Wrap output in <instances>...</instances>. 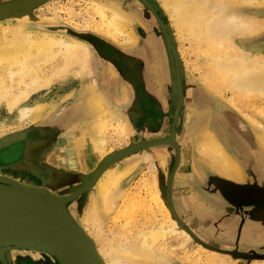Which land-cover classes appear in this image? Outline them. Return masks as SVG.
<instances>
[{
	"label": "rangeland",
	"instance_id": "374dc122",
	"mask_svg": "<svg viewBox=\"0 0 264 264\" xmlns=\"http://www.w3.org/2000/svg\"><path fill=\"white\" fill-rule=\"evenodd\" d=\"M10 1L16 0H0V4ZM94 2L96 4L97 2H100V4L113 3L112 5L114 7L129 16L131 22L127 24L125 32L126 34L129 33L132 38L128 36L126 38L128 40H126L121 35L119 37L120 39L114 41L106 35L94 32L92 29L86 30L84 28L85 25L92 24L93 20H91L90 16L85 15V9L90 4H95ZM258 8L251 7L248 10L258 12L257 18L264 19V7H260V10ZM67 11H72L75 16L70 17ZM247 12L245 10L246 14H248ZM154 15L158 17L164 29L167 30L168 50L182 78L209 96L213 101L217 111V114L214 115L216 117L213 120L214 126H220L222 116L226 117L229 115L232 131L238 134L241 133L240 135L246 140L248 147L253 150V153L258 155V175L264 178V145L257 138L259 134L264 136V97H260L259 95V98L256 94L245 95L244 93H239L240 97L238 92H232L219 79L218 82L220 84L217 83L215 92H211L205 88L201 84V80L204 74L206 76L207 74L210 75L208 70V56L205 50L202 49L201 53L195 47L196 44L190 41V39H188L189 41L187 39L185 41V38L177 36L169 14L161 7L158 0H49L29 10L20 11L0 18V30L8 25H18V23H21L25 30L34 31L36 34L45 32L55 37H62L67 41L73 40L82 43L88 47L91 53V66L88 69L90 72L85 71L80 77L70 74L63 78L53 79L43 89L32 94L26 102L18 105L9 112L6 104L2 101L0 102V154L12 149L10 152L14 155L12 158H8L10 160L7 158L0 160V175L11 177L20 184L23 183L25 186H27L26 184H32L37 186V189H42L62 199L79 189L87 187L76 198L71 200V203L68 202L67 204L74 205L77 203L76 205L78 207L82 206L81 209H78V216L80 215L78 217V223L80 224L82 222L79 226L81 228L83 227V232H86L85 234L97 238V246L98 248H102V252L107 244L114 245V242L121 235L119 233V226L127 225L128 219H130L131 227H134L136 230L152 226L158 227L159 224L162 225V228L167 229L171 227L166 222L163 214L161 215L154 207V204L151 205L150 196L147 192L148 190H146L147 188L140 186L141 180L148 177L150 168L153 167L152 171L156 176L159 196L163 200V204L166 202L162 196V183L159 181V175L162 174V166L157 162L149 158L140 157L141 155L139 154L141 153L137 154L140 158L139 160H129L130 162L128 164L131 165L130 168L132 167V169L122 179L119 185V189L123 191V194L115 201L113 206L114 210L112 209L110 215L101 216L103 221L98 231L94 229L95 227L91 223L85 224L84 214L86 213L90 200H86V196L93 187L90 180L93 171L98 168L100 163L94 167L93 171L84 173V171L82 172L76 166H64L60 162L64 144L65 146L73 144L74 139H77L84 133L93 124L92 122L100 117H105L104 115L108 116L109 113L121 120L123 127L125 126V137L122 138L117 129L120 123L116 122V120L111 121L112 127L106 132L108 142L105 152L110 151L113 153L134 144L132 143V139L134 138L133 129L126 116V110H128V107L130 108L132 103L133 90L124 80V77L121 76L123 74H120L119 68L111 63L109 55L102 50V47H106L117 53L130 54V50L136 47L141 41L138 31L157 32L160 34L162 29L159 27ZM234 44L240 49L242 48L244 51L250 52L251 55H264V31L259 35L256 34L249 38L235 37ZM56 62L49 67L59 66V61L56 60ZM49 67L45 69L47 74L51 71ZM103 73H111V78L114 81L116 80L115 86H113L114 84L111 85V89L114 88L112 90L113 94L111 93L113 99L110 98L111 96H105V94H110V89H106L104 85V80L102 79ZM93 95L99 98L100 101H105L106 109L102 111L93 110L92 106L95 100L92 97ZM123 95L124 99H122ZM36 105L41 107L36 119L32 120L34 116L30 121L19 119V109ZM86 107L89 108V113L91 114L86 119H83L81 117L85 115ZM198 116L197 113L188 110L184 121L186 124H184V133L190 139L191 147L198 153V159L203 160L205 157L200 153L202 151L201 146L204 144L203 134L208 132V130H213V128L211 124L208 125L207 131H205V126L199 128L202 122L198 123L199 119H201ZM215 120L219 122H215ZM210 134L215 137L222 148H227L224 142L225 134L223 132L214 131L212 133L210 132ZM77 152L79 153L78 150L75 152L73 149V157L75 159H78ZM207 161L209 163V160ZM116 166L118 169H122V167H125V163L118 161ZM212 173L218 174L215 170H212ZM132 193L133 197L139 195L144 199L150 208L146 209V207L136 206L129 210L127 215H119V210H123L122 208L125 204L124 199L126 201L131 199ZM255 195L258 196V194ZM175 223L177 225V233L183 231L188 238L186 237L187 241H185L179 234L167 235V240L162 245V250L156 253L157 257L164 260L165 263L162 264H206V254L209 253L225 256L229 260L228 262L217 260L213 264H240L230 255L212 250L200 242H195L191 232L181 227L179 222ZM102 240L103 242H101ZM4 257L6 264H58L54 257L42 251L26 250L25 252H21L17 249H10ZM257 261L247 262L245 264H264V261ZM0 264L2 263L0 262Z\"/></svg>",
	"mask_w": 264,
	"mask_h": 264
},
{
	"label": "bare ground",
	"instance_id": "6f19581e",
	"mask_svg": "<svg viewBox=\"0 0 264 264\" xmlns=\"http://www.w3.org/2000/svg\"><path fill=\"white\" fill-rule=\"evenodd\" d=\"M158 1L166 13L169 14L177 36L185 38V41L186 39L187 41L190 39V41L196 44L195 47L199 51L202 49L205 50L208 56V70L210 73L207 76L204 74L201 80V84L205 88L211 92H215L219 79L232 92H238V94L244 93L245 95L256 94L258 97L259 95L260 97H264V55H251L250 52L244 51L234 44L235 37L249 38L256 34L259 35L264 31V19L257 18L258 12L248 10L251 7H264V0ZM112 4H100V2L90 4L85 9V15L90 16L93 21L92 24L85 25L84 28L86 30L92 29L94 32L106 35L114 41L120 39L119 37L121 35L126 39L130 36L129 33L126 34L125 30L127 24L131 22V19ZM245 10L248 11V14L245 13ZM67 14L70 17L75 16L72 11H67ZM130 37L132 38V36ZM56 60L59 61L60 65L58 64L59 66L50 68L49 66H52ZM90 62L91 53L88 47L82 43L73 40L67 41L62 37H55L45 32L36 34L34 31L25 30L21 23H18V25H8L0 30V102L2 101L6 104L9 112L18 105L26 102L32 94L43 89L53 79L63 78L70 74L80 77L85 71H88L91 66ZM47 67L51 70L48 74L45 71ZM111 77V73H103L102 76L106 89L111 90H109L110 94H105L107 97L111 96L112 90L114 89L113 87L111 89V85L114 84L113 86H115L116 83V80L114 81ZM122 92L124 91L122 90ZM92 97L95 99L92 106L93 110L102 111L106 109L105 101H100L94 95ZM122 99H124V95ZM204 108H201L199 112L200 116H207L210 113L204 110ZM40 109L41 107L38 105L22 107L18 111L19 119L30 121L34 116L32 118L34 120L38 117L37 114ZM84 113L85 115L81 118L86 119L90 116L91 113H89L88 107H86ZM104 116L92 122L93 124L84 133L77 139H74L73 144L66 146L64 144L60 158L62 165L76 166L82 172L84 171V173L91 172L95 166L112 154L110 151L105 152L108 142L106 132L112 127L110 122L116 120V122L120 123L117 129L122 138L125 137V126L123 127L121 120L111 113L108 116ZM203 138L204 144L201 146L203 150L200 152L202 156L209 160L210 165L219 175L225 178L236 177L237 167H235L221 145L215 142L212 134L205 132ZM257 138L264 145V136L259 134ZM73 149L75 152L77 150L79 151V153H76L78 159L73 157ZM132 149H127L125 152ZM134 154L131 153V155L129 154L119 161L125 163L124 168L122 165V169H118L116 166L118 162H114L107 169H103V172H101L97 180L93 185L91 184L93 187L86 196V200H90L86 213L84 214L85 224L91 223L95 227L94 229L98 231L103 221L101 216L110 215L115 201L123 194V191L119 189V185L122 179L132 169L128 162H130L129 160ZM13 156L9 152L3 158L8 159ZM152 168H150V172L148 171V177L141 180L140 186L147 188L146 190H148L151 205L154 204V207L161 215L163 214L166 222L171 227L166 229L162 228V225L159 224L160 227L152 226L136 230L134 227H131L130 219L127 218V225L119 226V233L121 234L119 235V240L115 236L117 239L115 241L116 243L114 242V245L107 244L106 247L103 245L105 247L103 248V252L101 250L102 248H98L97 246V238L86 234L93 242L103 264H162L165 263L164 260L157 257L156 253L162 250L161 248L166 243L167 235L176 233L187 241L188 237L183 231L177 233V225L159 196L157 180ZM1 180L19 183L17 180L4 175H0ZM26 185L37 188V186L32 184ZM125 201L124 199L125 204L122 208L123 210H119V213L117 212L119 215H127L129 210L136 206L146 207V209L150 208L139 195L133 197V193L132 198ZM76 204H67L66 209L72 220L80 225L82 222L80 224L78 223V217L80 216H78V209H81L82 206L78 207ZM81 229L83 230V227ZM18 251L25 252L26 250L18 249ZM206 256V264H213L217 260H221L222 262L229 261L227 257L215 253H209ZM0 262L6 264L5 257L0 258Z\"/></svg>",
	"mask_w": 264,
	"mask_h": 264
},
{
	"label": "flooded vegetation",
	"instance_id": "af4514ba",
	"mask_svg": "<svg viewBox=\"0 0 264 264\" xmlns=\"http://www.w3.org/2000/svg\"><path fill=\"white\" fill-rule=\"evenodd\" d=\"M154 17L162 29L160 34L138 31L141 41L130 54L102 47L133 90L132 103L126 110L134 133L132 143L163 141L135 155L153 153L146 158L162 166V196L165 201L169 198L174 216L181 227L191 232L195 242L230 255L240 264L264 261V178L258 175V155L241 133L232 131L229 115L222 116L220 126L214 127L217 111L213 101L182 78L168 50L167 30ZM201 108L210 113L201 116L199 128L205 126L207 131L211 124L213 130L209 133L225 134L227 148L223 150L237 167V178H225L212 173V167L207 169L194 183L199 196L193 200L191 211L182 216L175 208L173 176L179 168L181 151L191 147L184 133L185 116L188 110L197 113ZM10 151L1 153L0 160Z\"/></svg>",
	"mask_w": 264,
	"mask_h": 264
},
{
	"label": "water",
	"instance_id": "95a60500",
	"mask_svg": "<svg viewBox=\"0 0 264 264\" xmlns=\"http://www.w3.org/2000/svg\"><path fill=\"white\" fill-rule=\"evenodd\" d=\"M49 0H16L0 4V18L29 10ZM162 140L140 142L107 156L93 172V184L103 169L123 157L142 151ZM133 148L125 152L127 149ZM87 187L62 199L48 192L8 180L0 181V258L10 249L42 251L58 264H103L93 242L72 220L66 204ZM171 218L177 221L168 201L164 203ZM178 222V221H177ZM204 246V245H203Z\"/></svg>",
	"mask_w": 264,
	"mask_h": 264
},
{
	"label": "crops",
	"instance_id": "0c3cea01",
	"mask_svg": "<svg viewBox=\"0 0 264 264\" xmlns=\"http://www.w3.org/2000/svg\"><path fill=\"white\" fill-rule=\"evenodd\" d=\"M197 114H199L200 116L199 112H197ZM199 116L198 118H202L201 116L200 117ZM199 122H202V119H199L198 123ZM215 142H218V141L215 139ZM142 153H143L142 154L143 157L145 158L147 156L148 157L153 156V153L148 154L147 151H144ZM195 153L196 151L193 149V147H190L188 151L186 150H183V152L181 151L180 161L178 165L179 168L176 170L173 176V182H174V188H175V191H174L175 196L173 197H174L175 204H176L175 208L179 214H182V216L184 215V213H188V211H191L192 206H193L192 205L193 200L199 196V193L194 189V183L196 182L197 178L206 174L205 172H207V169L212 167L211 165H209L206 159H203V160L198 159V156H197L198 153L196 154ZM130 159L139 160L140 158L139 156H135L134 154L132 155V158ZM212 170L214 171L213 167H212ZM183 186L186 188V190H184L185 188ZM254 262H258V261H254Z\"/></svg>",
	"mask_w": 264,
	"mask_h": 264
}]
</instances>
